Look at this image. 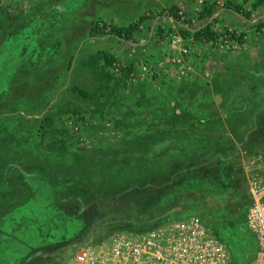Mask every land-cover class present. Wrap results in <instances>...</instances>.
Wrapping results in <instances>:
<instances>
[{"label": "rangeland", "instance_id": "374dc122", "mask_svg": "<svg viewBox=\"0 0 264 264\" xmlns=\"http://www.w3.org/2000/svg\"><path fill=\"white\" fill-rule=\"evenodd\" d=\"M205 1L214 5L217 15V20L212 22L215 23L217 43L201 44L193 39V34L206 27V23L210 20H200L197 17ZM232 1L243 0H0V99L9 92L12 95L13 92L17 94L14 96L15 106L31 110L37 104L38 96L45 95L44 98L48 100L43 103V107L27 118L42 119L54 107L52 115L56 121L53 129L51 128L46 136L39 137L36 136L38 122H28L27 128H20L21 125L17 124L20 118L15 119V124L8 126L9 131L13 127H19L23 132L19 138L21 142L9 147L1 140L5 136L0 132V167L6 157L12 158L16 154V149L22 153L19 159L26 149L31 159L52 168L60 157L45 150L44 143L55 138L67 142L71 152H77L76 156L75 154L62 156L65 160L61 159V161L67 165L80 160V148H87L91 158L99 154L112 155L127 151L126 147L127 149L141 147L140 150L145 151L146 147L135 141L143 136L148 140L154 134L155 128L150 122L170 121L174 112L187 110L192 104L199 103L198 100H194L197 96L196 92L188 94L184 91L185 88L180 90L185 85V81H179L178 73L182 68L192 66L197 67L205 77L204 83L210 81L213 86L211 89L215 90L212 95L218 94V103L224 106L229 104L222 100L225 96L239 97V100L244 98V102L241 100L234 103L239 108L249 104L245 111L247 120L245 129L249 131L246 136L250 139V143L243 148V144L237 139L238 148L242 150L233 156L235 159L231 169L241 178L240 188L226 196L229 204L232 205L229 206L230 213L237 212L240 205L246 204L247 198L250 197V181L254 179L259 181L260 185H264V112L257 116L254 125L252 123L254 106L259 108L262 105L264 108V33L250 39L247 37L245 45L248 43L246 46L249 50L243 48L241 50L239 46L234 48V40L230 37L227 40L225 37L229 36L226 35L227 32L235 30L228 28L230 17L224 18L225 13L229 12L225 5ZM248 1L252 4L257 0ZM173 6H179L184 19L190 20L191 23H177L167 14H162ZM252 13L257 14L256 11ZM144 16L149 19L142 24V33L132 42H113L106 37L92 38L89 35V29L94 21L104 20L115 25L128 26ZM254 23V26L250 23L247 25L256 30L257 21ZM245 28L244 31L250 30ZM159 29L165 32L164 39L158 36ZM182 31H189L191 35L185 39L181 34ZM236 31H238L237 35H244L240 30ZM253 32L258 34V30ZM245 35L247 36V33ZM226 42L228 43L225 44ZM250 47L255 50H250ZM261 48V52L256 50ZM184 49H189L186 57L180 55V51ZM101 50L111 51L122 59L125 65H136L135 69L139 71L136 75H139L140 79L147 76L143 68L148 67L156 73L158 81L163 83L166 79L167 82L164 84H171L168 89L171 93L159 87L148 90L145 88L146 85L141 87L144 88V92L137 86L120 87L117 102L105 109L102 116H89V112L85 120L76 121L80 125V134L85 140L82 146L77 143V135H74V128L70 123L77 120L76 116L72 118L70 112L73 109L82 112L90 110L91 107L87 106V102L83 99L70 95L61 96V94L75 85L82 88H91L94 85V71L86 63L91 55ZM246 63L249 66L253 64L251 70L258 65L255 68L258 70L256 73L262 72L259 82L254 79L252 81L251 78L249 79L251 82H245L243 78L247 76L243 73L245 72L243 67H246ZM55 64L61 68H56ZM43 66L47 67L42 69ZM34 72L37 73L32 78ZM208 73L211 75L207 76ZM193 75L195 76V72ZM247 75L250 76V73ZM25 76L29 78L25 85L19 86L14 83L22 82ZM11 77L16 80L9 81ZM45 81L48 83L46 85L48 89L43 87ZM54 82L56 87L52 84ZM207 86L205 84L201 87L200 97L209 102L208 98L212 96ZM255 87L259 89L260 97L258 94L256 96ZM59 89L61 92L57 97ZM22 94L27 96H23L22 99L19 96ZM54 97L57 100H54ZM30 99L34 102H29ZM2 104L6 105L5 102ZM7 110L0 109V112ZM116 119H124L125 125L114 123ZM169 126L166 125V128ZM30 129L33 130L29 131ZM168 144V141H161L157 146L164 147ZM5 147H9L13 152L6 154ZM254 155L257 157L254 158ZM255 159L257 160L254 161ZM179 164L178 166L176 164L174 171L179 169L181 166ZM19 170L7 182L9 190L0 192V220L3 221L0 234V264H21L30 257H34V260L29 264H66L74 251L72 245L80 240L86 239L88 243L94 245L100 244L118 232L142 230L141 227L132 226L133 222L144 221L149 227L153 224L155 213H159L157 210H149L148 203L155 196V189L134 190L120 197L107 212H100L96 205H91L80 211L86 218L68 214L58 217L59 222L54 225L52 235H48L42 227L44 223L42 211L55 212V207L46 199L50 195L47 190L44 194H40L38 188L60 181L51 177V173L40 165L19 166ZM213 174L219 177L217 170H213ZM4 179L3 176L0 177V183L5 182ZM6 200L9 202H4ZM177 209L181 210V208ZM116 214H121L127 218V221L120 226L112 225L110 219ZM167 216H163L164 219L168 218ZM210 217L203 216L208 220V227L215 237L227 246L233 264H249L256 258L258 254L257 249L255 250L256 240L248 224L245 231H239L232 224L212 221ZM181 218H188L187 214L184 213ZM36 219L39 222H36ZM247 241L250 245L245 247L243 242L247 243ZM38 245L42 249L38 250ZM46 245L60 246L51 249H47L50 247L47 246L45 249Z\"/></svg>", "mask_w": 264, "mask_h": 264}, {"label": "trees", "instance_id": "16d2710c", "mask_svg": "<svg viewBox=\"0 0 264 264\" xmlns=\"http://www.w3.org/2000/svg\"><path fill=\"white\" fill-rule=\"evenodd\" d=\"M225 6L228 11L235 12L245 19L250 20L252 12L264 6V0H257L252 4L247 0L243 3L228 2ZM162 14H167V16L171 17L177 23H191L190 20L184 19L185 17L181 14V8L179 6L166 9ZM214 15V5L205 1L197 17L200 20H207ZM148 19L149 17L144 16L128 26H119L104 20L94 21L89 29V35L92 38L109 36L117 38L121 42H132L142 33V24ZM258 27H264V22L258 25ZM164 33L162 29H159L158 36L160 39L165 38ZM181 34L185 39L191 35L189 31H182ZM226 35H229L231 40L240 44L243 43L242 35L239 36L229 32ZM217 38V33L212 29L210 24L193 34V39L200 43L215 42ZM86 64L94 71L93 77L97 91L91 95L88 90L75 85L61 94V96L70 95L83 99L87 102V106L91 107L90 110L82 112L76 109L70 112L72 118L76 116L77 120H73L70 123H76L79 127V130L77 133L74 132V135H77V143H80L82 146L85 140L80 134V125L76 121L85 120L89 112V116H102L105 109L117 102L119 98L117 90L120 87L127 88L128 84L125 82L123 84L114 82V73H117L122 79L127 81L133 79L134 76L136 77L134 65H124L114 54L104 50L91 55ZM46 67L43 66L42 69ZM58 67L60 66H56V68ZM36 73L34 72L32 74V78ZM28 79L25 76L22 82L14 83L23 86ZM8 80L13 82L16 78L13 79L11 77ZM55 82H57L56 79ZM55 82L52 84L55 85ZM102 82H105L107 85L101 87L100 83ZM111 83H113V86L109 85ZM47 84L45 81L44 89H48L46 88ZM14 96H17V94L12 92L11 95L9 92L7 96L0 99V109H8L7 112H0V132H3L5 136L1 140L9 147H14L20 143L19 138L23 134L19 130V127H13L9 131L8 126L12 123L15 124V119L20 118V122L17 123L19 126L21 125L20 128H27L28 122H38L39 126L36 131V136L39 137L46 136L53 129L54 123H56L54 115H52L54 107L42 119L29 120L27 118V116L32 115L39 108L43 107V103L48 100V98H44L45 95L38 96L39 100L31 110L21 108L18 105L15 106ZM19 96L23 99V96H27V94ZM28 101L34 102L31 99ZM3 102L6 105L2 104ZM254 109V117L252 118L253 125L255 124L254 122H257V116L264 112L262 105L259 108L254 106ZM245 110L246 106H242L241 108L236 107L234 113H237V115L229 116L226 119L229 126L228 130L224 128L222 120L197 119L191 112H186L187 110H178L173 113L171 122L168 120L159 123L155 121L150 122L152 127L154 126L155 128V132L148 140L144 136L136 139L135 142L139 141L141 146L146 147L145 151H141V147H132L131 149H127L126 147L127 151L116 152L112 155L99 154V156L91 158L87 148H80V160L73 161L71 165L63 163L61 159H65L62 156L67 154H75L76 156L77 152H71L70 145L61 140V138H55L44 143L45 150L52 154H57L60 157L52 168L44 166L43 163H37L33 158L31 159V155L26 152V149H24L25 152L22 158L19 159L22 153L16 149L15 153L17 156L14 154L12 158L6 157L4 163L2 162L1 164L0 177L3 176L6 183H0V192H7L9 190L7 182L11 180L17 171H20L19 166L40 165L51 173V177L59 179V183H48L46 186L38 188L40 194H44L47 190L50 195L46 199L50 201V205L55 207V212H51L50 210L42 211L44 213L42 227L43 230L47 231L48 235H52L51 232L55 227L54 225L59 222L57 218L62 215L67 216L68 214L80 218L85 217L80 211L82 212L84 207L91 205H96L100 212H107L123 195L130 194L134 190L138 191L146 188L155 189V196L150 199L151 201L148 204L150 206L149 210H157L159 213H155L156 215L152 221L153 224L149 227H147L148 224L144 221L133 222L134 224L132 226L134 227H141L142 230L150 229L163 222L183 219L181 215L185 213L187 217L193 215L198 216L207 227L208 220L203 218V216H211L210 220L212 221H222L226 224H232L237 230L245 231L247 215L252 204L251 198L248 197L247 203L240 205L241 207L234 214L230 213L229 206L232 205L229 204V199H226L228 193L233 192V190L236 191L238 187L240 188L241 178L238 173H234L231 169L234 165L233 160L235 159L233 156L239 154L242 150L238 148L237 143H234L232 138H228V132L230 131L235 141L238 139L243 144V148L247 147L250 139L245 140L246 133H249L248 129H245L247 122L245 119ZM5 113L7 115H4ZM123 120L116 119L114 123L122 124L123 126L125 125V121ZM168 124L170 126L166 128ZM219 126H221V129L218 128ZM215 129L221 131L217 132ZM13 130L14 132H12ZM31 130L33 129L29 131ZM243 131L246 132L244 133ZM161 141H168L169 144L164 147L157 146ZM9 147H5L4 149L6 154L10 151L13 152ZM253 157L255 158L257 155ZM179 163L181 166L178 170L174 171L176 164L178 166ZM17 164L19 166H16ZM213 170H217L219 177L213 174ZM30 177L36 179L34 176ZM48 178L45 182H47ZM4 202L9 201L6 200ZM205 207L206 209H204ZM176 208H181V210L174 212ZM201 213L204 214L201 215ZM165 215H168V218L164 219L165 217L163 216ZM126 219L121 214H116L110 219V222L112 225L120 226L127 221ZM2 222L0 220V234ZM36 222H39V220L36 219ZM82 241H86V239L80 240V242ZM243 243L245 247L250 245L248 241L247 243ZM60 245H46L45 249L47 246H50L47 249H51ZM39 249L42 248L39 247ZM256 249L258 256L259 246L257 240ZM256 258L251 260L249 264H252ZM32 260H34V257L28 258L21 264H29ZM231 264H233L232 259Z\"/></svg>", "mask_w": 264, "mask_h": 264}, {"label": "built area", "instance_id": "2783aa9c", "mask_svg": "<svg viewBox=\"0 0 264 264\" xmlns=\"http://www.w3.org/2000/svg\"><path fill=\"white\" fill-rule=\"evenodd\" d=\"M188 54L189 49L180 51L183 57ZM143 70L148 77L156 76L150 69ZM193 74L186 66L179 71L178 79L187 80ZM71 124L77 133L79 127ZM258 182L250 181L252 204L247 215L248 227L259 246V255L252 264H264V185ZM88 242L73 244L72 257L66 264H231L227 246L196 215L150 229L118 232L100 244Z\"/></svg>", "mask_w": 264, "mask_h": 264}, {"label": "crops", "instance_id": "0c3cea01", "mask_svg": "<svg viewBox=\"0 0 264 264\" xmlns=\"http://www.w3.org/2000/svg\"><path fill=\"white\" fill-rule=\"evenodd\" d=\"M245 0H243L242 2H234V1H232L233 3H243ZM248 1V0H247ZM251 2L252 1H254V0H250ZM250 3V2H249ZM254 3V2H253ZM251 4V3H250ZM256 12H257V14H255V13H252V16H251V19L250 20H248V19H245L244 17H242L241 15H239V14H237V13H235V12H232V11H229L228 13H225V15H224V18H226V17H230V19H228V22H230V24H228V28L230 29H234L235 31H231L232 33H234V34H236L237 35V32L238 31H236V30H240V32L242 33H244V35L242 34V40H243V43H238L237 42V44H235L236 43V41H234L233 42V45H234V48H236L237 46H239V49H241L242 50V48L244 49V50H249V47L248 46H246V45H248V43L245 45V43H246V39H247V37H248V39H250V38H252V37H254L255 35H262L263 33H264V27H262V28H259L258 27V24L260 25V24H262L263 22H264V6H262V7H260V8H258L257 10H256ZM255 15H257V16H255ZM217 15L215 14L214 16H212V19L210 18V20L206 23L207 25H211L212 26V29L214 30V28H215V23H212L213 21L215 22L217 19ZM226 20V19H225ZM258 20H260V21H258ZM231 21H232V25H231ZM257 21V28H256V30H258V34H256V33H254L253 31H256L254 28H252L250 25H247V24H252V26H254V22H256ZM219 23V22H218ZM227 24V23H226ZM245 27H247V29H250V30H246V31H244V29H246ZM216 32V31H215ZM247 33V36L245 35L246 33ZM240 36V35H239ZM106 38H108V39H110L111 41H113V42H121L119 39H117V38H113V37H106ZM197 43H199V42H197ZM202 44V43H201ZM241 47V48H240ZM250 50H255V48H252V47H250ZM257 51H260L261 52V50H262V48L260 49V50H258V49H256ZM108 52V51H107ZM254 52V51H253ZM109 53H111V51H109ZM248 53H249V51H248ZM259 53V52H258ZM113 54V53H112ZM120 61H122V59H120L117 55H115ZM123 62V64L125 65V63H124V61H122ZM201 65H203V64H201ZM136 66V65H135ZM134 66V67H135ZM251 66H253V64H251L250 66H249V64H247L246 63V67H243L244 68V71L245 72H243L244 74H245V76H247V77H244L243 79L245 80V82H251V81H249V79L251 78V80L253 81V79L254 80H257L258 82L261 80V78H260V76L262 75V72H259V73H256V72H258V70L257 69H255L254 67H252V70L254 71V72H252V70H251ZM169 67H171V65L169 66ZM191 69H192V71H193V73L195 72V76L193 75L191 78H189V79H187V80H183V81H185V85L182 87V89H180L181 91L184 89V91H186V92H188V94H190V93H195L196 92V97H195V99L194 100H198L199 101V103L198 104H196V105H194V104H192L191 106H189L188 108H187V111L186 112H191V114L194 116V117H196L197 119H218V120H222L223 121V124H224V128H226V130H228L229 128V126H228V124H227V122H226V119L229 117V116H236L237 115V113H234V111H235V109H236V107H238L237 105H235L234 103H237V102H240L241 100L244 102L245 101V99L243 98V99H241V100H239L238 98H226L225 96H224V98H226L225 100H224V98L222 99L223 101H225V102H228L229 104H227L226 106H224L223 104H220V103H218V100H217V95L218 94H214V95H212L213 94V92L215 91L214 90V88L213 89H211L213 86H212V84H210V81H206L207 83H204L203 82V80H205V77L202 75V73L200 72V70L197 68V67H192V66H189ZM136 68V67H135ZM145 69H148V67H144ZM143 68V69H144ZM211 70H212V67H211ZM137 69H135V75H136V73H137ZM250 71V72H249ZM139 72V71H138ZM112 73H114V72H112ZM248 73H250V76H248L247 74ZM115 75H114V82H120V83H127L128 84V87L127 88H131V87H139V88H141L142 86H144V85H146V87L145 88H147L148 90H149V88L150 89H152V90H154V89H156V88H158L159 87V89H161V88H163L164 89V91L165 92H167V93H171L170 91H168V89H169V85H171L170 83H169V85H167V84H164L165 82H167V80L165 79V82H163V83H161L162 81H158L159 79H156V76L155 77H153V78H151V77H148V76H143V78H141L140 79V77H139V75H136V77L134 78L133 77V79H129L128 81L127 80H125V79H122L117 73H114ZM211 74H207V76H210ZM226 76H227V73H226ZM242 76H244V75H242ZM194 77V78H193ZM249 77V78H248ZM210 78V77H209ZM191 79V80H190ZM168 81H169V79H168ZM182 81V82H183ZM169 82H171V81H169ZM215 82V81H214ZM101 84V87H103V86H106L107 84L104 82H102V83H100ZM130 84H133V85H130ZM205 84H207L208 86H207V89H208V91L211 93V96L212 97H209L208 98V100H210L209 102L208 101H206V99H203V97H200V94H201V92H200V89H201V87H203ZM210 84V85H209ZM253 84H254V82H253ZM110 86H113V83H111V84H109ZM130 85V86H129ZM66 86V85H65ZM138 88V89H139ZM167 88V89H166ZM85 90H88L89 92H90V94L92 95V94H94L96 91H97V89H96V83H94V85L93 86H91V88H88V87H85L84 88ZM255 89H256V96H257V94L259 95V97H260V93H259V89L257 88V87H255ZM60 90V89H59ZM58 90V94H56V96L58 97L59 96V94H60V92H61V90L59 91ZM67 90V89H66ZM65 91V90H64ZM118 91V90H117ZM141 91L142 92H144V88L142 89L141 88ZM223 92H225L224 90H223ZM166 93V94H167ZM55 96V97H56ZM141 96V94H139V97ZM54 97V100H57V98H55ZM246 97V96H245ZM217 101L216 103H214L213 101ZM222 102V101H221ZM243 102H241V103H243ZM223 103V102H222ZM243 105V104H242ZM248 105L249 104H247L246 105V107H248ZM241 106V105H240ZM242 107V106H241ZM251 107V106H250ZM245 111H247V110H245ZM232 112H233V114H232ZM165 116L166 115H164V118H165ZM219 129H221V126H219L218 127ZM215 131H217V132H219V131H221V130H216L215 129ZM248 136V135H247ZM247 136L245 137V140H247ZM228 138H232L233 139V141H234V143H236V141H235V139L233 138V136L230 134V131L228 132ZM257 159H255L254 161H256Z\"/></svg>", "mask_w": 264, "mask_h": 264}, {"label": "water", "instance_id": "95a60500", "mask_svg": "<svg viewBox=\"0 0 264 264\" xmlns=\"http://www.w3.org/2000/svg\"><path fill=\"white\" fill-rule=\"evenodd\" d=\"M178 210H179V209H177V210L175 209L174 212H177Z\"/></svg>", "mask_w": 264, "mask_h": 264}]
</instances>
